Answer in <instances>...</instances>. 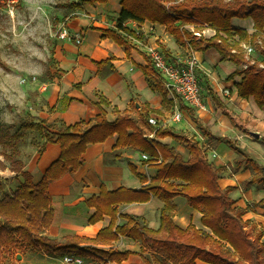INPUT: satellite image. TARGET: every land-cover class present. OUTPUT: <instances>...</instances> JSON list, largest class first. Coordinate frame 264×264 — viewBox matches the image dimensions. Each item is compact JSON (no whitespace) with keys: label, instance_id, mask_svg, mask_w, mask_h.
<instances>
[{"label":"trees","instance_id":"trees-1","mask_svg":"<svg viewBox=\"0 0 264 264\" xmlns=\"http://www.w3.org/2000/svg\"><path fill=\"white\" fill-rule=\"evenodd\" d=\"M110 1L85 0V3L94 5ZM120 4L122 11L117 16L116 27L105 30L104 39H112L129 53L130 38L139 39L140 36L125 26L127 22L165 26L181 46L189 41L194 51L215 48L224 59L240 66L247 64L248 68L236 70L229 79L242 77V81L236 84L239 97L253 98L257 106L264 109V0H120ZM249 18L253 19L255 29L251 35L232 25L233 19ZM188 24L194 25L195 30H187ZM204 29L214 30L215 36H198L197 33ZM235 36L239 38L236 40ZM243 43L252 45L255 54H261L263 59H254L255 54L247 58L242 50ZM97 65L102 71L109 61ZM145 74L151 75L166 102L167 91L151 61L145 68ZM103 103L107 102L102 100L100 104ZM115 111L118 117L113 122L108 121L107 113L103 111L95 123L81 121L61 127L32 123L25 127L38 130L48 143L58 144L61 152L39 182L23 170L22 162L14 156L4 155L12 170L22 175L24 182L12 192H4L0 183V264H7L8 257L17 252L48 256L72 254L82 258L93 256L102 259L104 264H123L132 253L122 252L113 246L120 236L143 243L141 254L144 264H264V232L255 234L254 224L245 219L247 210L236 207L231 195L238 187L224 189L220 185V173L226 170V166L211 162L198 140L169 129L153 127L148 114H140L137 120L129 111ZM151 133L156 135L155 138H149ZM115 135L118 136L117 143L114 151L105 156L106 163L113 164L120 159L121 150L138 151L149 156L144 164L156 170V177L141 190L122 187L108 191L103 187L99 195L85 202L96 210L90 219L91 224L105 216L112 218L110 226L103 229L96 239L69 236L59 241L46 235L59 221L55 199L50 193L51 185L84 167V156L90 145L104 143ZM167 137L182 145L189 154L188 158L180 150L161 142ZM230 147L238 155L245 156L242 148L234 144ZM248 162L257 172L251 182H264V166L253 158H248ZM130 167L142 183H148L149 180L140 175L135 166ZM152 196L164 202L159 229L150 228L142 217L120 212L122 205L147 203ZM176 197L186 199L191 208L202 214V225L209 231L194 225L182 229L175 223L173 200ZM261 204L264 205V200ZM120 218L127 221L122 226L117 225ZM98 246L112 247L105 250ZM147 250L152 252L148 257L145 256ZM157 255H162L163 259Z\"/></svg>","mask_w":264,"mask_h":264},{"label":"crops","instance_id":"crops-1","mask_svg":"<svg viewBox=\"0 0 264 264\" xmlns=\"http://www.w3.org/2000/svg\"><path fill=\"white\" fill-rule=\"evenodd\" d=\"M121 11L120 0H112L106 4L79 3L75 9H70L69 12L62 10L58 15L62 20L59 29L67 30L72 39L58 40L55 45L56 66L51 70L53 78L44 82L35 95L32 112L36 118L35 123H42L44 126L57 124L58 127L72 126L81 121L95 123L103 111L107 113L108 121L113 122L118 117L115 110L129 111L137 120L140 114H148L149 118L155 117L163 123L172 116L175 107L180 105L183 112L182 122L176 124L170 122L165 129L198 141L205 139L211 143L213 151L217 154V159L213 163L217 166L234 163L238 155L230 147L232 143H225L223 139L226 137L233 139V136H237L239 143L244 146L247 142L245 139L251 132L249 123L253 119L252 113L256 110L264 112L253 98L247 100L239 97L236 84L242 81V77L229 79L236 70L241 69V66L224 59L215 48L195 51L202 67L200 79L207 110L188 108L176 94L166 89L168 96L164 102V97L156 89L151 75L145 74V68L150 62L147 49L159 47L166 54L169 53V56L175 57L187 54L190 48L189 41L181 46L165 26L129 21L125 26L137 32L140 38H130V50L127 53L124 47L112 39L103 38L105 30L116 27L117 16ZM232 25L237 29L246 30L250 35L255 32L254 21L251 18L233 19ZM187 26L195 28L191 24ZM201 33L206 38L214 37L216 34L212 29H204ZM77 36L82 37L81 44L75 43L73 37ZM238 38L235 36L236 40ZM107 60L109 65L99 71L97 63ZM44 84H48L45 91ZM102 100L107 103L100 104ZM259 120L264 123V116ZM242 126L244 130L240 129ZM41 137V146L44 147L42 153L37 152L33 155L22 153L18 157L24 165L23 170L32 174L35 182L42 179L61 152L58 144L48 143L44 136ZM117 139L118 136L115 135L104 143L90 145L84 156V167L76 174L67 175L51 185L50 193L55 199L59 221L46 235L59 241L69 236L96 239L103 229L110 226L112 218L105 216L99 222L91 224L90 219L96 210L88 207L85 202L99 195L103 187L108 191L122 187L141 190L156 177V170L144 164L142 153L138 151L121 150L120 159L113 164L106 163L105 156L114 151ZM161 142L180 150L184 157L188 158V152L174 139L167 137L161 139ZM130 165L135 166L138 173L149 180L148 183H142L132 172ZM23 182L22 175L14 172L11 164L0 156V183L4 184V192H12ZM220 185L225 189L234 186V183L224 178L220 180ZM173 203L176 206L174 221L180 228L188 229L194 225L207 230L202 225V214L191 208L186 199L176 197ZM163 208L164 202L152 196L147 203L122 205L120 212L124 215L142 217L150 228L156 230L161 226ZM254 221L258 220L253 219ZM126 222L120 218L117 225L122 226ZM113 246L122 252L132 253L123 264H144L141 254L144 245L141 241L120 236ZM98 247L108 250L112 246ZM150 253L152 252L148 251L145 256L148 257ZM65 255L48 256L44 253L17 252L8 257L7 264H64ZM157 256L160 260L163 259L162 255ZM83 259L85 264H104L98 257L84 256Z\"/></svg>","mask_w":264,"mask_h":264},{"label":"rangeland","instance_id":"rangeland-1","mask_svg":"<svg viewBox=\"0 0 264 264\" xmlns=\"http://www.w3.org/2000/svg\"><path fill=\"white\" fill-rule=\"evenodd\" d=\"M79 3L86 4L85 0H20L8 6L7 2L3 3L2 0L0 7V156L5 160L6 154L18 160L22 153L26 155L42 153L44 147L41 146V133L38 130H27L25 127L36 122L32 113L36 92H39L44 82L53 78L51 70L56 66L54 49L62 31L59 29L62 20L58 15L62 10L69 12L70 9H75ZM13 6L14 14L10 12ZM186 29L195 30L188 26ZM253 58L263 59L259 53ZM248 67L247 64H243L241 69ZM34 76L38 78L35 79ZM261 112L254 111L253 119L249 123L251 124L249 130L260 134L259 139L255 138L251 132L245 139L247 142L244 146L239 143L237 136H233V139L230 137L223 139L225 143L231 142L240 146L245 156L237 154V160L226 165V170L220 173V180L230 179L234 186L238 187L231 197L236 201V207L247 210L245 219L254 224L252 227L255 234L264 231V205L261 204L264 200V182H251L257 172L248 162V158H253L260 166H264V123L259 120L263 118L264 112ZM240 129L244 130V127ZM199 143L206 151L209 160L214 162L217 158L213 156L212 144L205 139L199 140ZM253 219L258 221L253 222Z\"/></svg>","mask_w":264,"mask_h":264},{"label":"built area","instance_id":"built-area-1","mask_svg":"<svg viewBox=\"0 0 264 264\" xmlns=\"http://www.w3.org/2000/svg\"><path fill=\"white\" fill-rule=\"evenodd\" d=\"M19 1L20 0H3V3L7 2V5L9 6L18 3ZM10 12L14 14V6L11 8ZM197 35L200 36V33H197ZM59 38L62 41L72 39L69 32L65 29L60 32ZM73 39L77 44L82 43L81 36L73 37ZM189 47L190 48L187 54L175 57L168 56L159 47H149L146 53L167 91L176 94L181 99V102H183L188 108L198 111H206L207 105L203 97L200 79V71L202 67L190 44ZM242 50L247 58H250L255 54V48L250 44L243 43ZM233 52L236 53V51ZM47 88L48 84H44V91ZM182 120L183 112L180 105L175 107V111L172 116L163 123H160L155 117L149 118L150 124L157 128H166V125L170 124V122L172 124H176L182 122ZM155 136L156 135L154 133H151L149 138L153 139ZM213 156L217 158V154L215 152L213 153ZM142 159L147 161L149 160V156L147 154H142ZM63 263L85 264V261L82 257L66 254L63 257Z\"/></svg>","mask_w":264,"mask_h":264},{"label":"water","instance_id":"water-1","mask_svg":"<svg viewBox=\"0 0 264 264\" xmlns=\"http://www.w3.org/2000/svg\"><path fill=\"white\" fill-rule=\"evenodd\" d=\"M251 134H252L253 136H255V138H257V139L260 138V134H258V133H254V132H252Z\"/></svg>","mask_w":264,"mask_h":264},{"label":"bare ground","instance_id":"bare-ground-1","mask_svg":"<svg viewBox=\"0 0 264 264\" xmlns=\"http://www.w3.org/2000/svg\"><path fill=\"white\" fill-rule=\"evenodd\" d=\"M208 230V229H207Z\"/></svg>","mask_w":264,"mask_h":264}]
</instances>
